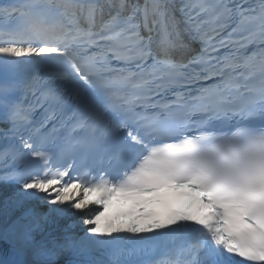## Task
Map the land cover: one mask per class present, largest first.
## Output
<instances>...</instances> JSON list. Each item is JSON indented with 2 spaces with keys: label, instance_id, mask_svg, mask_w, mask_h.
Returning <instances> with one entry per match:
<instances>
[{
  "label": "snow or ice",
  "instance_id": "snow-or-ice-1",
  "mask_svg": "<svg viewBox=\"0 0 264 264\" xmlns=\"http://www.w3.org/2000/svg\"><path fill=\"white\" fill-rule=\"evenodd\" d=\"M0 217V264H264V0L0 2Z\"/></svg>",
  "mask_w": 264,
  "mask_h": 264
}]
</instances>
